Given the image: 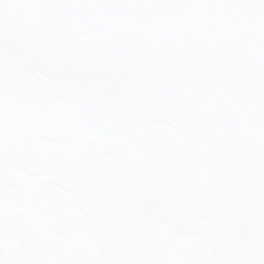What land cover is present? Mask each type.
Returning <instances> with one entry per match:
<instances>
[{
    "label": "snow or ice",
    "instance_id": "snow-or-ice-1",
    "mask_svg": "<svg viewBox=\"0 0 264 264\" xmlns=\"http://www.w3.org/2000/svg\"><path fill=\"white\" fill-rule=\"evenodd\" d=\"M0 264H264V0H0Z\"/></svg>",
    "mask_w": 264,
    "mask_h": 264
}]
</instances>
